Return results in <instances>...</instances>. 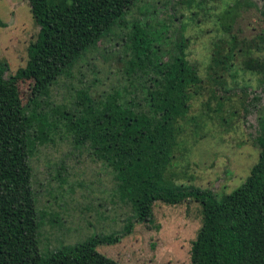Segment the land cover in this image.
Returning a JSON list of instances; mask_svg holds the SVG:
<instances>
[{
	"label": "trees",
	"instance_id": "16d2710c",
	"mask_svg": "<svg viewBox=\"0 0 264 264\" xmlns=\"http://www.w3.org/2000/svg\"><path fill=\"white\" fill-rule=\"evenodd\" d=\"M27 1L38 31L26 47V63L7 78L0 63V264H119L96 247L118 242L131 232L133 221L151 223L153 203L173 206L188 200L200 208L188 264H264V106L254 139L257 160L237 188L217 199L209 190L174 186L165 171L181 133L179 123L201 83L185 58L184 41L171 39L163 25L164 32L133 24L124 42L128 90L122 88L132 97L118 89L96 95L81 89L71 109L60 105L43 111L51 86L70 76L76 61L113 27L124 25V14L136 0ZM231 49L215 45L211 66L228 67ZM250 71L262 85L264 60H256ZM18 81L32 82L25 104ZM59 124L75 146L85 147L93 162L112 173L119 200L132 215L120 232L41 255L29 160Z\"/></svg>",
	"mask_w": 264,
	"mask_h": 264
},
{
	"label": "rangeland",
	"instance_id": "374dc122",
	"mask_svg": "<svg viewBox=\"0 0 264 264\" xmlns=\"http://www.w3.org/2000/svg\"><path fill=\"white\" fill-rule=\"evenodd\" d=\"M122 22L76 61L70 76L51 86L49 99L43 100L47 106L42 104L41 110L60 105L71 109L75 91L81 89L91 95L118 89L123 97H132L122 90H128L123 74L126 37L133 24L153 31L163 25L171 39L184 41L185 58L201 79L179 123L181 133L165 180L174 186L209 190L217 199L229 194L244 181L258 155L254 139L264 106V83L259 84L260 76L250 67L264 60L262 1L136 0ZM37 31L27 0H0L4 78L24 67L26 47ZM219 43L232 46V58L223 69L210 62ZM227 50L225 46L224 53ZM16 85L25 104L32 82ZM50 138L29 160L41 255L89 237L120 232L132 215L129 205L119 200L112 173L93 162L85 147L75 146L60 124ZM199 211L193 200L173 206L155 202L151 223L133 221L129 234L96 250L119 264H188L190 243L200 225Z\"/></svg>",
	"mask_w": 264,
	"mask_h": 264
}]
</instances>
